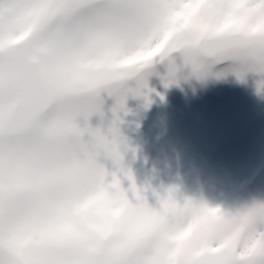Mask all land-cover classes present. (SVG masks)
I'll return each mask as SVG.
<instances>
[{
  "label": "clouds",
  "instance_id": "9594fccd",
  "mask_svg": "<svg viewBox=\"0 0 264 264\" xmlns=\"http://www.w3.org/2000/svg\"><path fill=\"white\" fill-rule=\"evenodd\" d=\"M140 3L128 23L153 43L166 37L150 67L132 58L129 44L93 50L76 69L81 88L126 83L122 103L103 92L113 116L90 126L77 115L83 122L74 118L76 135L14 137L0 158V264H43L70 251L94 264H255L253 254L264 249V195L225 205L176 185L153 188L150 198L143 187L129 193L116 175L128 145L115 116L126 96L147 95L150 74L165 87L194 89L231 75L238 82L251 76L257 90L264 88V0ZM95 112L103 116L101 107Z\"/></svg>",
  "mask_w": 264,
  "mask_h": 264
},
{
  "label": "snow or ice",
  "instance_id": "6c2138e0",
  "mask_svg": "<svg viewBox=\"0 0 264 264\" xmlns=\"http://www.w3.org/2000/svg\"><path fill=\"white\" fill-rule=\"evenodd\" d=\"M140 12V0H0V158L13 149L14 137L34 141L60 132L78 134L74 118L82 115L86 121L99 110L98 93L110 92L122 103L124 81L81 88L76 69L93 50L107 52L129 44L134 46L132 58L149 68L166 37L153 43L149 32L130 25L128 19ZM112 183H117L115 177ZM258 235L264 238V232ZM253 260L264 264V249ZM43 264L94 262L70 251L48 256Z\"/></svg>",
  "mask_w": 264,
  "mask_h": 264
},
{
  "label": "rangeland",
  "instance_id": "374dc122",
  "mask_svg": "<svg viewBox=\"0 0 264 264\" xmlns=\"http://www.w3.org/2000/svg\"><path fill=\"white\" fill-rule=\"evenodd\" d=\"M147 85L146 96H126L115 113L128 145L116 175L129 193L131 186L143 187L150 198L153 188L176 185L182 193L225 205L259 195L243 191L236 197L232 179L264 166V88L257 90L251 76L238 82L231 75L192 89L165 87L150 74ZM101 97L103 116L91 113L90 126L113 116L112 98ZM76 120L82 123L83 117ZM221 141L226 148L237 145L211 159L209 148Z\"/></svg>",
  "mask_w": 264,
  "mask_h": 264
},
{
  "label": "bare ground",
  "instance_id": "6f19581e",
  "mask_svg": "<svg viewBox=\"0 0 264 264\" xmlns=\"http://www.w3.org/2000/svg\"><path fill=\"white\" fill-rule=\"evenodd\" d=\"M230 183H232V182H230Z\"/></svg>",
  "mask_w": 264,
  "mask_h": 264
}]
</instances>
